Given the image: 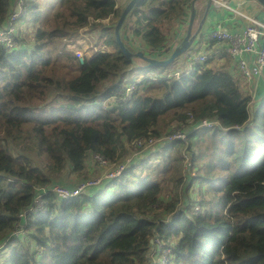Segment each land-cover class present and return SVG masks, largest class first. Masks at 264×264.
I'll return each mask as SVG.
<instances>
[{"label":"trees","instance_id":"16d2710c","mask_svg":"<svg viewBox=\"0 0 264 264\" xmlns=\"http://www.w3.org/2000/svg\"><path fill=\"white\" fill-rule=\"evenodd\" d=\"M190 2L138 0L122 28L126 46L137 52L129 41L139 39L150 54L167 58ZM59 3L43 17L39 2L29 0L34 35L20 31L11 50L0 42V250H7L0 264H147L156 235L172 237L168 264H264V101L251 113L252 99L230 69L208 62L180 77L131 78L139 58H128L115 37L126 5ZM17 4L0 0V28ZM84 27L102 30L95 48L83 46ZM78 49L86 50L83 63ZM146 68L161 74L169 66ZM204 119L219 123L201 125ZM179 130L187 133L188 171L175 153L181 139L153 145L151 152L162 149L155 165L137 163L134 154L146 145L136 140ZM94 153L129 162L118 177L75 197L49 192L46 210L19 217L37 187L61 185L68 170L89 178ZM138 164L153 172L138 175ZM194 181L208 200L189 196ZM170 182L174 193L161 201ZM22 220L25 232L13 234Z\"/></svg>","mask_w":264,"mask_h":264},{"label":"built area","instance_id":"2783aa9c","mask_svg":"<svg viewBox=\"0 0 264 264\" xmlns=\"http://www.w3.org/2000/svg\"><path fill=\"white\" fill-rule=\"evenodd\" d=\"M28 1L29 0H18V8L12 12L8 19L7 25L3 28H0V42L6 45V49L11 50L16 45V35L20 32L19 28H17V23L23 21L24 15H26L28 11ZM216 2L223 3L224 0H215ZM25 22V21H24ZM254 24L248 26L243 31H228L223 28H215L209 32V41L223 43L224 51L229 54L233 59H235L242 75L248 82H252V85L257 88L259 85V80L264 77V23L253 20ZM258 24V25H257ZM18 30V31H17ZM83 52V53H82ZM216 51L202 52V53H194L189 58V65L195 69L198 65H202L207 63L213 58V55ZM254 54L255 59L253 63H249L245 58L246 54ZM76 54L80 61L84 62L85 52L82 50H77ZM189 72V71H188ZM181 74L179 71L171 73L168 77L176 76L180 77ZM134 88L133 84H130L126 89V96H129L132 89ZM252 98L255 97V92H251ZM116 99V98H115ZM120 101V98L117 99ZM214 123H219L218 121H212L209 119H204L201 125L210 126ZM174 130V129H173ZM187 133L184 131H175L172 134L163 137L161 139L151 138L149 141L146 139H138L135 141L136 146L146 145V148L151 147L152 145L159 143L160 141L181 139L185 142L186 149L187 141H186ZM151 145V146H150ZM188 151V150H187ZM183 153V159L185 162V169L188 171L191 166V158L188 152ZM93 159L97 161L99 166L102 168V165L107 166L110 165L111 168L101 175L97 180H90L84 184L78 186H68V185H56L51 189H46L44 187H37V194L33 200V203L25 209L22 213L19 214L20 218H26L28 213H33L38 211L39 209H45L47 206V201L45 200V196L49 192H54L59 199L65 200L71 197H75L85 191L90 186L95 184H91V182L96 181L98 183H102L104 180L109 178H115L121 175L127 167V163L129 160L123 163H114L109 159L104 157L103 155L94 153ZM192 175H197L193 173ZM186 175L184 170V176ZM98 185V184H97ZM199 209V208H198ZM26 223L25 221H21L17 224L16 230L13 234L18 235L25 231ZM171 238L167 239L160 238L158 235L151 239V248L147 255V264H168L169 260L172 257V245Z\"/></svg>","mask_w":264,"mask_h":264},{"label":"crops","instance_id":"0c3cea01","mask_svg":"<svg viewBox=\"0 0 264 264\" xmlns=\"http://www.w3.org/2000/svg\"><path fill=\"white\" fill-rule=\"evenodd\" d=\"M37 1V0H35ZM51 0H39L40 9L43 11L47 7V3ZM47 2V3H46ZM54 5L57 4L56 0L53 1ZM193 3L196 7V14L194 17L192 35H196L194 42L191 47L183 54L182 60H176L177 64L180 65L172 73L179 71L180 73H188L191 71L189 58L194 53H202L210 51H216L213 58L208 61L209 67H227L233 73L234 77L238 81L241 89L252 98L251 92H255V97L252 99L250 104V111L254 113L259 105L264 101V77L259 80V85L255 88L252 82H248L242 75L235 59H233L229 54H227L223 49V43L209 41V32L215 28H223L228 31H243L248 26L254 24L253 20L264 23V5L257 0H224L223 3L214 1V4L210 7L207 16V0H192L190 6L187 7L186 21L180 24H176L174 27L175 31L170 36V47L174 49L180 41L185 37L188 32L190 25V18L193 9ZM117 6L120 8L124 7L123 0H117ZM55 7H58L56 5ZM201 28L198 30L203 19L205 18ZM258 25V24H257ZM85 28V27H84ZM90 29V27H89ZM82 30V29H81ZM134 42H138L135 40ZM142 44V43H140ZM146 49V47L143 45ZM158 53V52H157ZM156 56L158 54H155ZM245 58L251 64L255 59L254 54H246ZM187 63V68L184 69L183 64ZM206 64V63H205ZM171 74V73H168ZM155 147L158 143L154 144ZM153 146V145H152ZM151 146V147H152ZM149 148V147H148ZM148 151H141L137 154V157H142ZM137 158V159H138ZM87 172L90 174L92 172V167L97 166L92 163V161L87 162Z\"/></svg>","mask_w":264,"mask_h":264},{"label":"rangeland","instance_id":"374dc122","mask_svg":"<svg viewBox=\"0 0 264 264\" xmlns=\"http://www.w3.org/2000/svg\"><path fill=\"white\" fill-rule=\"evenodd\" d=\"M38 1L39 0H37L36 2H38ZM53 1L54 0H51L48 3L46 2L47 3V7H46L45 10H43V13H42L43 17L51 15V13L57 8L55 6L56 5H58V6L60 5V3H59L60 0H56V2H57L56 5H54ZM127 2H128V0H123L124 5H127L126 4ZM22 20L23 21H20L21 24H19V22L17 23V28H19L20 31H23L29 38H31L34 35L35 31H36L35 26H34L35 22H34L32 16H31V11L27 12L26 15H24V18ZM100 32H102V30L100 28L97 29L96 31L89 29V27L82 28V30H81V40H82L83 46L86 47V49L89 47V45H92L95 48L96 46H94L95 45L94 43L96 41H98V43H99L100 41H102L104 39V37L100 38V36H99ZM137 41L138 42H134L133 40H130L129 43L137 51L138 50H142L143 52H145L147 56L155 57V58L158 57V55L156 57L155 53L150 54L149 53L150 50L149 49H145L143 47V43L140 44L141 40L137 39ZM83 51L86 52V50H83ZM183 57H184V55L179 57L178 60H182ZM135 66H136V69H135V72L131 75V78L139 77L138 78V80H139V79L143 78V76H145V75H152V74H154V75H167L168 76L169 75L168 73H172L176 68H179L180 65L177 64V61H175L172 64H170L169 68L166 71H164L163 73H161V74L156 72V71H151V70H149V68H146L145 67L146 65L144 64V61L142 59H140V58L135 60ZM183 66H184V69H186L188 65L185 62L183 64ZM177 126H178V123L175 122L172 125L171 130L177 129ZM148 150H151V147L145 148L142 151L145 152V151H148ZM187 150L188 149H186V145H183V147L181 149L177 148L175 153L180 151L181 154H182V157H183V153H185ZM138 153H135L134 156L136 154H138ZM161 154H162V149L158 148L154 152L150 151L149 153H145L144 156L139 157L137 159V163L145 161L144 162L145 165H151V164L155 165L156 163L160 162ZM91 159H93L92 154H90L88 156L87 162H90ZM95 162L97 164H100L97 161H95ZM96 166H97V168L96 167H92V172H90V174L88 173L89 174V178H84L85 177L84 173H78V172H74V171L68 170V171H66L64 174H62L59 177V182H61V185L78 186V185L84 184V183H86V182H88L90 180H94V179L97 180L99 177H101V175L103 173H106L111 168L110 165H107V166L102 165V168L99 165H96ZM191 170H192V168H191ZM135 171H136V173L138 175L144 176L148 172L149 173L153 172V166L151 168H149V169L148 168H144L142 170L141 167H139V164H138L136 169H135ZM193 173L194 174H198V170L196 169V167H193ZM134 179H136V178L134 177ZM95 183L100 184L101 182L100 183H98L96 181L91 182V184H95ZM97 184H95V185H97ZM173 193H174V185H173V183L170 182V183H168L166 185L165 190H164V192L161 195V201H168L170 199V197L173 195ZM189 196L194 198L195 200H199V201H201L203 199H206V200L209 199V197H207V196L205 197L204 195H202L200 193V185H199L198 181H196V182L194 181V183L191 185V189L189 191ZM198 208H199V205L194 206L193 211H197ZM46 209L47 208H45L44 210H46ZM0 251H1L0 252V262H1V261H3L4 255H5L7 250H4L5 252H2V250H0Z\"/></svg>","mask_w":264,"mask_h":264},{"label":"water","instance_id":"95a60500","mask_svg":"<svg viewBox=\"0 0 264 264\" xmlns=\"http://www.w3.org/2000/svg\"><path fill=\"white\" fill-rule=\"evenodd\" d=\"M214 1L215 0H207L206 16H207V13H208L210 7L214 4ZM257 1L264 5V0H257ZM137 2H138V0H130L127 3V5L125 6L117 24H116V27H115L116 41H117L120 49L122 50V52L128 58H130V59H133V58L142 59L143 61L146 62L145 67L169 66L170 64L175 62L179 57H181L191 47L192 43L194 42L196 35H192V28H193L194 17L196 14L195 4L193 3V9H192L191 18H190V25H189L188 32L186 33L184 39L181 41V43H179L173 49L172 53L167 58L162 59V58H155V57L147 56L142 50H138L137 52L134 53V52L130 51V49L126 46L125 42L122 39V28H123V25L125 23V20L127 19V16L132 11V9L134 8V6L136 5ZM206 16L203 19L198 30L201 28L204 20L206 19Z\"/></svg>","mask_w":264,"mask_h":264}]
</instances>
